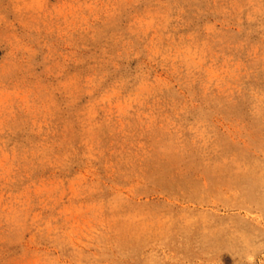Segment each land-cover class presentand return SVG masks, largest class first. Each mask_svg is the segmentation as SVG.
Instances as JSON below:
<instances>
[{
  "label": "rangeland",
  "instance_id": "374dc122",
  "mask_svg": "<svg viewBox=\"0 0 264 264\" xmlns=\"http://www.w3.org/2000/svg\"><path fill=\"white\" fill-rule=\"evenodd\" d=\"M0 264H264V0H0Z\"/></svg>",
  "mask_w": 264,
  "mask_h": 264
}]
</instances>
